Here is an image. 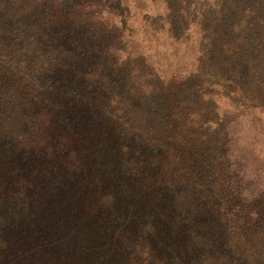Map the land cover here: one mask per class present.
<instances>
[{"label":"trees","instance_id":"obj_1","mask_svg":"<svg viewBox=\"0 0 264 264\" xmlns=\"http://www.w3.org/2000/svg\"><path fill=\"white\" fill-rule=\"evenodd\" d=\"M133 16L151 38L165 35L190 52L187 69L165 76L163 68L147 64L143 52H127L126 38L134 36L126 32L137 27L136 21L129 25ZM82 71L100 88L93 87L90 97L106 99L91 107L112 117L100 137L112 138L119 129L116 144L122 152L114 149L118 156L102 162L98 179H106L97 183L101 193L116 196L115 206L133 202L118 196L131 192L122 162L139 179L145 177L149 190L160 191L152 194L156 211L170 207L167 219L181 220L175 235L168 236L167 219L155 218L156 233L180 253L187 231L207 218L187 222V211L175 207L179 195L185 204L203 207L210 199V223L221 234L244 232L256 241L264 235V0H0V113L35 107L55 124L73 119L83 127L84 119L75 114L76 98L83 95ZM109 71L132 83L150 109L142 113L113 94ZM41 83L54 85L50 100ZM5 95L14 104H6ZM82 107L84 115L89 112ZM10 135L0 130V193L20 200L25 188L30 204L39 206L44 197L29 175L35 159L24 165L9 158L2 145ZM137 142L141 157H131ZM47 213L46 208L39 218L47 221ZM35 226L29 224L13 240L0 225V264L4 254L9 263H32L35 249L52 235ZM203 250L194 246L190 256L196 259Z\"/></svg>","mask_w":264,"mask_h":264},{"label":"rangeland","instance_id":"obj_2","mask_svg":"<svg viewBox=\"0 0 264 264\" xmlns=\"http://www.w3.org/2000/svg\"><path fill=\"white\" fill-rule=\"evenodd\" d=\"M134 19L133 16L129 25L132 26L136 21L137 27H129L126 32V35L134 36L126 38L127 52H143L147 64L163 68L165 76L187 69L184 63L189 59L190 52L186 54L176 44L173 46L165 35L151 38L144 29L138 27L140 19ZM107 64L109 67L113 65L111 62ZM107 75L111 78L113 73L109 71ZM82 76L79 85L83 95L76 98L75 103L80 102V108L76 106L75 114L84 119L83 127L78 126L73 119L64 120L63 126L55 124L51 122L48 113L35 107V111L23 112L21 107H14L0 113V130L4 133L12 131L13 134L10 135L11 139L3 143V150L9 158L23 160L24 165L28 159H35V170L29 175L33 179L34 189L40 191V195L44 197V200H40L41 205L35 206L30 204V196L25 188L17 195L20 200L10 198L5 192L0 193V225L9 230L8 238L11 239L21 238V231H26L29 224L36 225L42 235L45 230L47 232L44 235L48 232L52 234L49 238L45 237L46 243L42 242L35 249L37 254L30 264H264V235L256 241L244 232L235 235L224 232L221 234L216 225H211L213 202L210 199L204 207L193 205L194 201L185 204L182 195L177 197L178 201L175 200L177 212L187 211V222L204 216L207 218L198 229L193 227L187 231L188 237L181 239L184 249L180 253L156 233L159 226L156 225L155 218L159 215L167 219L164 212L170 207L165 211L154 209L152 194L160 191L149 190L145 185L148 182L145 177L139 179L135 173H130L126 163L119 162L131 177V192L121 191L118 196L125 194L131 198L134 203L130 205L115 206V195L98 190L99 180L106 179L104 175L98 179L102 162L107 158L114 159L117 155L113 152L114 149L122 152L118 142L116 144L115 134L117 132L119 137V129L113 130L115 134H111L112 138L100 137L106 126L112 125V117L102 111L96 113V109L91 107V103L94 106L104 104L106 99L103 95L97 99L90 97L89 92L93 87L100 88L84 71ZM114 79L109 82L115 91L113 94L125 103L136 106L142 113L145 109H150L146 100L137 95L132 83L122 80L119 74H115ZM40 88L46 94L45 98L50 100L54 85L41 83ZM9 96L2 97L4 102L14 104ZM67 103H64L65 108ZM136 103L141 106L138 107ZM85 105L89 112L84 115L82 106ZM69 109L70 106L66 108L65 114L72 112ZM137 145L138 149L133 148L131 157H141L142 144L137 142ZM100 146L104 147L101 149ZM46 208L49 216L47 221L39 218ZM220 215L221 211L217 209V216ZM180 223L182 222L178 218L167 219L165 226L171 229L168 236L175 235ZM214 229L219 235H216ZM194 246L204 249L196 259L190 256ZM117 247L122 250L120 253H117ZM25 261L11 260L9 263L4 254L1 264H25Z\"/></svg>","mask_w":264,"mask_h":264}]
</instances>
